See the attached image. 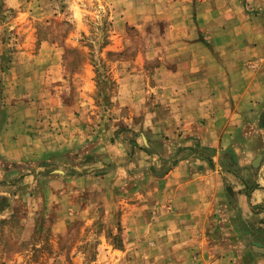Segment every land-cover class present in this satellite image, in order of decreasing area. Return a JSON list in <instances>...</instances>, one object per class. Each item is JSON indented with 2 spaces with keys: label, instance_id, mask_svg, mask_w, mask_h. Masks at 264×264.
<instances>
[{
  "label": "rangeland",
  "instance_id": "1",
  "mask_svg": "<svg viewBox=\"0 0 264 264\" xmlns=\"http://www.w3.org/2000/svg\"><path fill=\"white\" fill-rule=\"evenodd\" d=\"M178 1L0 0V264H208L154 194L175 150L115 114L120 61L181 27ZM203 1L184 26L199 28ZM243 222L232 231L255 244L239 264H264V220Z\"/></svg>",
  "mask_w": 264,
  "mask_h": 264
},
{
  "label": "crops",
  "instance_id": "2",
  "mask_svg": "<svg viewBox=\"0 0 264 264\" xmlns=\"http://www.w3.org/2000/svg\"><path fill=\"white\" fill-rule=\"evenodd\" d=\"M182 3L185 21L191 0ZM201 8L199 28L182 21L169 36L153 32L157 41L135 48V61H120L115 114L137 117L132 126L150 133L147 147L175 150L154 194L182 213L199 259L239 264L255 242L248 229L241 238L232 229L247 217L264 220V13L238 0Z\"/></svg>",
  "mask_w": 264,
  "mask_h": 264
}]
</instances>
